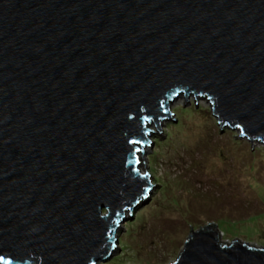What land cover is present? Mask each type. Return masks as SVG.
Listing matches in <instances>:
<instances>
[{
	"label": "water",
	"instance_id": "1",
	"mask_svg": "<svg viewBox=\"0 0 264 264\" xmlns=\"http://www.w3.org/2000/svg\"><path fill=\"white\" fill-rule=\"evenodd\" d=\"M181 89L264 143V0H0V264L108 260ZM214 227L173 264H264Z\"/></svg>",
	"mask_w": 264,
	"mask_h": 264
},
{
	"label": "rangeland",
	"instance_id": "2",
	"mask_svg": "<svg viewBox=\"0 0 264 264\" xmlns=\"http://www.w3.org/2000/svg\"><path fill=\"white\" fill-rule=\"evenodd\" d=\"M179 95L160 117L161 133L148 123L151 143L140 155L156 188L125 213L119 249L98 264H173L209 223L224 242L264 249V143L252 149L241 130L221 128L208 97L196 104L194 92Z\"/></svg>",
	"mask_w": 264,
	"mask_h": 264
},
{
	"label": "bare ground",
	"instance_id": "3",
	"mask_svg": "<svg viewBox=\"0 0 264 264\" xmlns=\"http://www.w3.org/2000/svg\"><path fill=\"white\" fill-rule=\"evenodd\" d=\"M183 94H180L177 98L182 97ZM173 101V102H172ZM172 101H169L168 103L170 104L171 102L174 103L176 101V99L174 98ZM160 121V120H159Z\"/></svg>",
	"mask_w": 264,
	"mask_h": 264
},
{
	"label": "snow or ice",
	"instance_id": "4",
	"mask_svg": "<svg viewBox=\"0 0 264 264\" xmlns=\"http://www.w3.org/2000/svg\"><path fill=\"white\" fill-rule=\"evenodd\" d=\"M145 175H147V174L145 173Z\"/></svg>",
	"mask_w": 264,
	"mask_h": 264
}]
</instances>
